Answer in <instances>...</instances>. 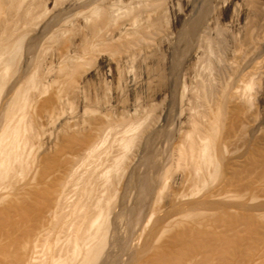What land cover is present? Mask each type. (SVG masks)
Returning <instances> with one entry per match:
<instances>
[{
    "label": "rangeland",
    "instance_id": "374dc122",
    "mask_svg": "<svg viewBox=\"0 0 264 264\" xmlns=\"http://www.w3.org/2000/svg\"><path fill=\"white\" fill-rule=\"evenodd\" d=\"M250 1V15L254 19V25L246 34H236L223 24L226 13L221 6H218L217 0L204 5L195 20L196 24L203 23L204 16L211 14L214 16V23L212 28H206L203 23L204 28H202V34L200 33L202 36L197 37L202 53L199 61L190 64L188 63L190 44L185 46L184 41L179 44L176 42V50L172 54L164 50L165 42L175 33L177 22L169 4L170 0H161L159 9L144 21L145 24L153 23L154 26H149L141 36L142 41L140 40L137 48H133L134 55H129L130 59H125L123 55L132 53L125 52L122 55L116 51L106 52L110 59L118 62L119 67L113 78L103 74L101 58L98 55L93 56V59H87L88 61L80 62L73 75L71 74L72 76L64 78L58 76L53 64L56 61V47L60 40L57 39L47 44L46 52L39 53L41 55L37 72L39 82L36 87L28 90L24 108L26 114L24 121L30 129L27 134L40 132L41 140L35 139L31 154L25 160L28 166L25 165L22 174L12 177L10 173V177L8 176L2 182L0 195H6L5 201H10L20 187L29 182H36V170L39 165H42L45 158L50 159L56 153V146L50 145L48 141L51 135V138L56 140L57 146L62 142L63 136L70 132L79 139H83L90 132L87 125L92 121L93 115L104 106L107 109L110 107L109 112L115 117L120 114L128 117L126 107L134 100L127 87V77L132 75L140 79L146 68V72L151 73L155 81H149L146 88L149 94L146 91L138 92L135 104L140 102L136 105L137 109L139 108L136 115L141 114L142 117L146 115L148 118L145 117L147 120L139 129L141 133L139 131V136L135 139L129 152L130 155L127 157L128 161L125 162L124 173L117 184V193L112 201L111 212L106 224L108 228L105 232L104 246L95 264H137L139 260L137 256L141 257L144 254L140 251L143 236L137 239L140 233L138 227L144 223L146 232L143 233L150 230H152L151 233L155 232L161 219L175 213H177V218L188 225L193 220L204 221L206 219L208 221L206 223L210 222L213 225L209 223L204 227H209L210 231L212 229L215 232L224 230L223 234L226 236L229 234L231 238L232 235L235 236L234 234L238 233L232 229L233 226L236 230L241 229L238 235H242L240 239L243 243L239 242L240 246L230 247L231 251L234 249L233 252L237 255L264 253V228L257 227L258 231L256 228V230L252 229L256 233H250L252 230H247L248 224L251 223V216L256 217L264 213V178L261 182L258 177L260 181L258 183H255L258 180L254 178L256 177L254 175L259 173V169H264L262 166L264 165V0ZM53 13L54 10L48 15ZM5 17V14L0 15V23ZM190 30L191 28L186 30L188 39L185 38V41L189 40L192 35ZM36 31L23 39L17 62L8 71L6 81L0 86V116L13 81L25 74L24 67L27 57L35 51L36 39L32 37L34 38ZM82 32L83 27L78 25L69 34V41L72 45L78 43ZM233 50L236 51L235 54ZM251 57L257 58L256 61L252 59L253 63H250V65L253 64L250 66L251 87L239 97L242 89L240 87L239 91H236L234 81L240 75L245 62ZM46 67L51 68L45 69ZM116 99L120 101L121 107L119 108L112 107ZM176 104L177 108H181L184 121L180 125L182 127L179 126L181 131L195 126L194 137L207 136L208 142L210 141L208 155H212V162L210 160L212 158H207L209 161L206 162L189 156L183 157L182 160L173 157L175 160L171 161L172 165L170 163L169 169L164 170L161 160L168 151L167 147H170V150L177 145V152L179 148L182 150L186 148V145H182L185 139L179 137L178 132L174 133L173 125L169 127L161 125L166 116L165 112L170 110L169 112L172 113ZM84 108L85 115L82 114ZM48 110H53L52 116H46L45 113ZM78 116H82L86 126L81 124L82 119ZM68 117L75 119L70 122ZM110 140L108 138L105 144L110 143ZM70 157L71 154L67 153L63 156L66 160ZM57 167V164H53L51 169L56 170ZM262 174L264 172L261 173L260 170L258 176ZM241 178L246 179L243 180L245 185L239 189L234 188V190H241V193L239 191L233 197L222 199L211 196L227 181L233 179L234 182L237 179L242 180ZM159 179L163 180L159 181ZM248 180L252 181L251 185L246 183ZM254 180L256 181L253 182ZM81 186L82 184H76L71 178L66 192L72 196V199H75L82 190ZM250 186L253 187L250 188ZM253 188H256L255 191ZM35 200L32 201L33 208L30 211L13 212L4 219L0 217V238H4L6 234L14 236L22 234V229L11 225L12 222L24 221L27 227L36 228V215L40 211L38 209L40 207L44 209L45 204L43 199ZM84 201L89 202L88 199ZM152 207L155 213H152L149 218ZM223 210L229 211L234 216L222 219L220 216ZM79 214L81 213H71L68 209L52 218L49 213L46 217V220H50L48 225L37 227V231H41L39 250L46 253L51 248L59 249L64 244L65 230L69 222L78 219ZM84 226L85 224L81 226L73 224L70 228L71 235L74 236L76 232L81 234ZM166 235L168 233L160 234L158 237L162 239ZM45 240H48L47 245L44 244ZM125 252L129 255L131 253V257Z\"/></svg>",
    "mask_w": 264,
    "mask_h": 264
},
{
    "label": "bare ground",
    "instance_id": "6f19581e",
    "mask_svg": "<svg viewBox=\"0 0 264 264\" xmlns=\"http://www.w3.org/2000/svg\"><path fill=\"white\" fill-rule=\"evenodd\" d=\"M212 1L170 0L169 4L177 22L175 33L165 42V51L171 52V54L172 52L174 53L176 42L179 44L184 41L185 46L190 44L188 63L197 62L202 53L201 44L197 43V37H199L200 33L202 34L204 26L212 28L214 16L212 14L204 16L202 21L204 26L203 23L197 25L195 20L204 5L207 2L212 3ZM217 1L218 6H221L226 13L223 18V24L228 26L233 32H236V34H246L251 29V26L254 25V19L250 15V0ZM160 2L161 0H0V15L5 14L6 16L0 23V86L6 81L8 71L17 62L16 59L21 51L23 39L38 29L34 38L32 37V39H36L35 51L31 55H28L29 53L27 52L28 57L24 67L25 74L13 81L10 93L4 102L5 105L2 107L3 111L0 116V187L2 182L11 175L10 173H12V177H14L13 175L22 174L24 167L28 166L25 160L31 154L35 139H40V132L31 135L27 134L30 129H28V124L26 125L24 121L26 117L24 112L27 101L26 94L29 89L36 87L39 82L37 76L41 56L39 53L43 54L46 52L47 44L58 39L60 43L56 47L57 56L55 64H53L58 76L63 78L72 76L80 62L88 61L91 58L93 59V56L98 55L101 58L103 74L113 78L115 71L117 72L119 67L118 62L116 63L110 59L106 52L116 51L122 53V55L125 52L132 53L123 55L125 59H130L129 57L134 55L133 48L140 43L141 36H143L149 26H154L153 23L147 25L144 21L154 15L159 9V5H161ZM211 3L208 4L210 5ZM180 4L181 6H179ZM53 10L54 13L48 15ZM78 25L83 27V32L78 43L72 45L69 41V34ZM190 28L192 35L187 40L186 30ZM185 38H187L186 41L184 40ZM232 52L233 54L236 53L235 50ZM252 59L256 61L257 58L251 57V59L246 61L240 75L235 78L234 88L236 91H239L240 87L242 89V91L240 89L239 97L243 96V93L245 94L247 89L251 87L250 66H253V64L250 65V63H253ZM49 68L51 67H46L45 69ZM150 74L146 72L145 68L140 79H136L132 75L127 77V87L133 96V98L131 97L132 100H134L126 107L128 117L121 114L115 117L114 114L112 115L109 112L110 107L107 109L105 106V108H101L93 115L92 121L88 125L85 124L84 119L81 118L82 116H78L82 119L81 124L90 128L89 134L83 139H79L74 133L70 132L71 134L63 136L62 142L58 146L56 145V140L51 138V135L48 141L50 145L56 146V155L54 154L50 159L49 157H47L48 159L45 158L42 165H39L36 170V182H29L20 187L17 190V194H14L10 201H5L6 195H0V217H3V219L8 218L11 215L10 213L13 212L24 213L25 211H30L33 208L32 201L35 199L37 201L43 199L45 204L44 209L43 207L38 209L40 210L38 211L40 215H36V228L27 227L24 221L20 223L12 222L11 225L22 229V234L19 236L6 234L7 236L0 238V264L96 263V259L104 246L105 232L108 228L106 224L111 212L112 201L117 193V184L124 173L125 162L127 157H129L128 155H130L129 152L135 139L139 136V129L144 121L147 120L145 117L148 118L146 115L143 117L140 116L141 114L136 115L137 111H139L136 105L140 102L135 104V101H137L138 92L144 93L149 81H155ZM240 84L242 85L240 86ZM146 93L148 92L146 91ZM180 102L179 104H182ZM112 107H121L119 99L114 100ZM122 109L125 111V107ZM169 111L165 112L166 116L161 125L168 127L173 125V128H175L173 129L175 130L174 133L176 132L177 134L178 132V136L185 139L182 145H186V148H184L185 150L179 148L177 152V145H172L173 147L170 150V147H167L168 151H165L166 157L164 156V159L161 160L163 161L164 170L167 171V168L169 169L172 165V160H182L185 156L199 158L206 162L209 161L207 158H212V155H210L211 157L208 155L210 149L208 137L200 135L194 137L195 126L182 132L180 128L182 126L180 125L184 121L181 115V108H177L176 104L172 113ZM85 112L84 108L82 114L85 115ZM52 113L53 110H48L45 114L49 117L52 116ZM74 117L69 118L68 121L71 122L75 119ZM108 138L111 139L110 143L105 144ZM166 141H164L165 145H167ZM66 153L68 155L71 154V157L67 160L63 158ZM210 160L212 162L213 158ZM53 164H57L56 170L51 169ZM137 165H140V163H137ZM262 166L264 168V165ZM260 170L261 173L264 172V169H259L258 174H260ZM258 174L254 175L256 176L254 178L258 180L257 182L254 180L253 182L255 183L262 182L261 179L264 178V174L261 176H258ZM70 177L74 179L76 184H82V190L81 192L79 191L80 193L75 199H72V196H69V193L66 192ZM251 177L253 179V175ZM258 177L260 181L257 179ZM161 180L159 179V181ZM243 180L246 179H237L234 182L233 179L232 181L229 180L230 182L227 181L222 187L220 186L211 196L216 199L233 197L239 191L241 193V190H234V188L239 189L242 185H245ZM246 183L251 185L252 181L248 180ZM255 183H253L254 186ZM253 189L255 191L256 188ZM84 199H88L89 202H85ZM153 207L150 210L149 218H151L152 213H155ZM190 208L193 209V207ZM68 209L71 213L81 214L77 216L78 219L69 222V226L65 230L64 244L57 250L51 248L46 253H42L39 250L41 231H37V227L48 225L50 220H46V217L49 213L53 218ZM45 213L48 214L45 215ZM230 216L234 215L227 210L221 211L220 217L222 219L231 218ZM205 220H193L188 225L177 218V213H175L161 219L156 231L152 233V230L143 233L146 232V224L143 223L138 227L140 233L137 236L139 238H136L139 240L143 236L140 251L144 254L141 257L136 255L139 257L137 264H264V253L237 255L233 252L234 249L231 251V246H240L243 243L240 239L242 235H238L241 229L236 230L234 226H231L235 232H238L234 234L235 236L232 235L231 238L229 234H227L228 236L223 234L224 230L215 232L212 229L210 231L209 227H204V225L207 226L210 223H206L208 221ZM250 220L248 231L256 230L257 227L261 226V228H264V213L258 214L256 217L251 216ZM220 221L223 224L221 219ZM73 224L79 226L85 224L81 234L76 232L74 236L71 235L70 228ZM254 230L250 233H256ZM164 233H168V235L162 239L158 237ZM44 244L47 245L48 240H45ZM126 254L129 255V253ZM129 256L131 257V253Z\"/></svg>",
    "mask_w": 264,
    "mask_h": 264
}]
</instances>
